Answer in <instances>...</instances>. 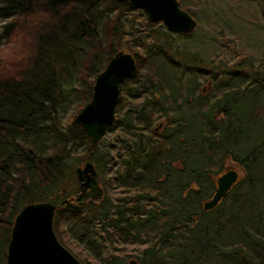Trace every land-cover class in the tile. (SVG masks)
I'll return each instance as SVG.
<instances>
[{
    "label": "trees",
    "instance_id": "obj_1",
    "mask_svg": "<svg viewBox=\"0 0 264 264\" xmlns=\"http://www.w3.org/2000/svg\"><path fill=\"white\" fill-rule=\"evenodd\" d=\"M100 5L118 13L98 19ZM128 9L127 0H0V16L18 15L1 25L0 43L22 36L14 54H0V264L15 215L34 201L56 204L59 240L74 239L100 264H126L129 254L111 245L142 246L140 264H264V111L256 107L264 78L249 62L244 77L220 74L216 63L206 75L200 63L210 61L145 16V34L126 44L137 68L120 84L112 138L92 146L63 122L90 100L95 76L132 32L133 18L122 17ZM206 76L211 96L199 90ZM246 99L251 106L242 109ZM249 129L259 135L239 145ZM77 149L96 168L84 187ZM226 158L243 175L204 210Z\"/></svg>",
    "mask_w": 264,
    "mask_h": 264
},
{
    "label": "rangeland",
    "instance_id": "obj_2",
    "mask_svg": "<svg viewBox=\"0 0 264 264\" xmlns=\"http://www.w3.org/2000/svg\"><path fill=\"white\" fill-rule=\"evenodd\" d=\"M180 6L184 9H187L193 17L196 19L195 27L186 34H176L172 37V41L177 43V45H182V42L187 43L190 46V49L197 50L199 55H203L206 60L210 61L206 66L200 63V66H204L205 71L203 72L206 75H210L213 72L209 65L211 63H216V66L224 68L223 71H220V74L225 72L228 76L229 74H238L244 77L245 63L249 62L250 67L248 70L251 72L258 71L260 77L264 78V0H179ZM108 6V5H107ZM130 7V6H129ZM100 8V9H99ZM128 9L127 12L122 13V17L126 16L127 20L133 18L134 26L132 32L129 34H124L120 37L118 44L116 45L117 50L128 51L126 44H133L129 37L133 35L142 36L147 31V26L145 23V16L138 9L132 8ZM120 12H124V8L119 7ZM96 13V18L102 19L104 16L113 17L118 13L116 7L108 6L103 8L102 5L94 12ZM145 14V13H144ZM18 15H10L7 17L0 16V29L1 25L5 22L14 21ZM147 18V16H146ZM162 24V25H161ZM160 27L162 30L169 31L164 24L161 22L154 27ZM153 27V26H152ZM22 36L17 35L13 38L5 40L0 43V54L9 55L14 54L15 49L19 45H22ZM129 39V40H127ZM8 41V42H7ZM140 47L136 46L137 50ZM16 55V54H15ZM174 59H176L174 57ZM199 64V63H198ZM219 64V65H217ZM218 70V69H215ZM226 76H222L219 79H223ZM253 76H247V79H251ZM238 78V77H237ZM211 80V84L209 83ZM226 80V79H224ZM248 81V80H247ZM199 90L203 91L207 96H211L215 85L213 87V80L206 76L201 77L198 81ZM129 84L131 82H128ZM77 84H74V87ZM264 96V92H262ZM261 95V96H262ZM246 103L245 106H242V109L251 106V102L247 99L243 102ZM256 105L258 111H264V97H260ZM242 109L240 114L243 115ZM73 111L69 110L68 113L63 117V122H72L75 115ZM264 117V115H263ZM254 123L252 126L259 124ZM244 123V122H243ZM264 132V128H261ZM258 132L257 130L249 129L248 132L244 131L243 134H240L239 145L246 147L247 142L242 139H252L251 142L259 135V132L255 134L253 138V133ZM261 134V133H260ZM231 136L232 139H235L234 130L229 132L228 138ZM101 138L104 140L111 139L112 137L106 132ZM100 138V139H101ZM101 141V140H100ZM99 141V142H100ZM102 146V142L100 143ZM75 156H78L76 167L81 165L85 160L82 159L84 152L82 149H77L75 151ZM225 165L222 172L228 168H235L240 173V176L243 175V170L240 165L230 158H226ZM72 186H77L78 182H74V179L71 181ZM261 194L264 195V190L261 191ZM79 260L87 259L90 260L91 264H100V260L93 257V255L88 253V250L84 248L83 245L77 244L74 239L66 241L64 244ZM142 247V246H141ZM141 247H115L111 245L113 252H127V261L131 258H135L136 254L141 251Z\"/></svg>",
    "mask_w": 264,
    "mask_h": 264
},
{
    "label": "water",
    "instance_id": "obj_3",
    "mask_svg": "<svg viewBox=\"0 0 264 264\" xmlns=\"http://www.w3.org/2000/svg\"><path fill=\"white\" fill-rule=\"evenodd\" d=\"M130 7L141 8L152 22L162 20L170 31L190 32L195 19L179 6L178 0H128ZM136 70L132 54L116 52L94 80L90 100L76 113L73 123L91 139L94 146L115 120L120 101V83ZM83 187L93 178L96 169L91 161L76 169ZM239 176L228 168L216 178L212 196L203 209L215 207ZM57 205L50 201H34L23 205L14 217L5 252V264H84L58 239L53 228ZM126 264H140L131 258Z\"/></svg>",
    "mask_w": 264,
    "mask_h": 264
},
{
    "label": "bare ground",
    "instance_id": "obj_4",
    "mask_svg": "<svg viewBox=\"0 0 264 264\" xmlns=\"http://www.w3.org/2000/svg\"><path fill=\"white\" fill-rule=\"evenodd\" d=\"M178 33H184V32H178Z\"/></svg>",
    "mask_w": 264,
    "mask_h": 264
}]
</instances>
